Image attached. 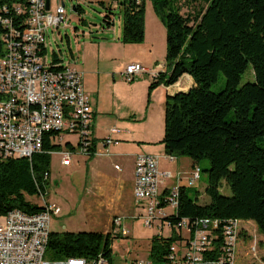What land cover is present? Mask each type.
Here are the masks:
<instances>
[{"label":"trees","instance_id":"obj_1","mask_svg":"<svg viewBox=\"0 0 264 264\" xmlns=\"http://www.w3.org/2000/svg\"><path fill=\"white\" fill-rule=\"evenodd\" d=\"M0 0L12 7L13 2ZM167 31L166 60L170 74L159 71L150 82V92L161 83L171 84L184 73L196 84L187 90L167 94L165 132L160 140L168 154L188 155L194 162L209 159L206 191L210 201L199 202L185 187L180 193L179 215L237 216L253 219L264 233V0H205L207 5L193 12H181L177 0H153ZM27 2V1H26ZM124 2L122 40L141 42L145 38V0ZM77 9H81L77 5ZM23 17V14L22 16ZM110 14L105 15L111 24ZM3 27L0 24V34ZM4 52L0 36V54ZM54 58L60 57L54 53ZM253 63L256 79L239 85L242 73ZM223 72L226 86L213 90ZM232 118H228L231 109ZM94 137L92 149L97 147ZM66 145L74 148L70 141ZM62 145L44 139L41 151L30 157H11L0 161V212L13 208L38 212L45 208L28 194L45 193L51 174L52 151ZM95 156L91 153L89 157ZM223 182L231 193L221 191ZM176 234H155L149 256L165 258ZM112 234L98 230L51 231L47 253L55 258L96 257L100 252L111 258Z\"/></svg>","mask_w":264,"mask_h":264},{"label":"built area","instance_id":"obj_2","mask_svg":"<svg viewBox=\"0 0 264 264\" xmlns=\"http://www.w3.org/2000/svg\"><path fill=\"white\" fill-rule=\"evenodd\" d=\"M26 1L13 2L12 7L4 4L0 9L3 27L0 36L4 46L0 54V161L21 156L31 158L33 153L42 150L47 134L56 142L64 133L76 135L75 141L69 140L74 148L66 145L62 150L64 164L71 163L75 152L108 155L107 145L118 139L108 135L104 138L105 151L99 152L97 147L95 151L92 149L93 107L84 86L83 71L73 64L47 58L46 29L65 21V0L57 2L54 10L52 0ZM130 1L142 2L127 0ZM110 2L113 7L124 6L123 0ZM73 8L77 10V4ZM145 71L150 72L151 67L133 60L126 64L123 72L131 80L134 74ZM158 74L153 71L154 77ZM118 129L111 127L112 131ZM167 157L175 160L177 156L168 154ZM201 171L197 162L188 170L174 171L161 169L155 153L136 155L133 195L136 204L145 211L139 216L146 226L163 221L170 230L167 235L176 234L179 244L173 241L161 261L148 255L137 258L133 264H237L238 251L244 241L241 239L258 231L253 219L208 215L172 219L179 215L181 190L197 186ZM44 176L48 178L50 172L45 171ZM44 205L45 208L38 212L18 207L0 212V264H110L109 257L102 252L94 258H46L52 215L61 211V205L57 202H44ZM168 207L172 211H167ZM124 217L116 214L113 221L121 224ZM252 226L257 228L252 230ZM123 232H126L124 226ZM259 241L264 239L247 246L249 264H264V256L258 253Z\"/></svg>","mask_w":264,"mask_h":264},{"label":"rangeland","instance_id":"obj_3","mask_svg":"<svg viewBox=\"0 0 264 264\" xmlns=\"http://www.w3.org/2000/svg\"><path fill=\"white\" fill-rule=\"evenodd\" d=\"M59 1L61 0H52V10ZM65 3V21H62L59 26L51 25L46 29L47 58L49 61L52 60L56 53L62 62L73 64L83 71L84 86L93 107L90 128L92 135L99 141V152L106 150L104 138L109 134L108 129L113 126L119 128L128 125L140 129L141 126L146 125L154 131V136L163 137L164 133L160 132L162 128H165L166 97L164 101H158L153 93L156 87L150 92V83L145 88L139 85L137 92L126 85V83H135L139 78V73L134 74L131 80L127 78L123 72L126 64L136 60L134 57L145 50L129 46L137 42L122 40L124 6L113 7L110 0H65ZM177 3L181 6V12L186 14L207 5L205 0H177ZM74 4L80 5L81 9L75 10ZM107 13L113 21L109 25L105 21ZM144 18L145 38L141 42L146 39L152 41L157 61L164 62L167 54L166 25L155 8L153 0H145ZM145 55H148L147 51ZM255 79L253 63L250 62L242 73L239 85ZM225 86L226 76L221 72L211 88L218 91ZM233 114L232 108L228 118H232ZM75 139L76 135L73 133H64L62 138H57L56 142L60 143L62 148L52 152V175L50 174L46 191L44 194H28V198L39 204L57 202L61 205V211L52 215L51 230L53 231H110L112 234L110 264H133L137 258L148 256L153 235H167L170 230L161 220L146 226L143 218L139 216L145 211L141 205L136 204L133 195L132 161H125L124 158H116L104 153L95 155L103 160L108 177L113 179L110 181L112 186L119 178L124 182L123 205L116 210V214L125 215V217L121 224H117L113 221L116 214H111L106 205H101L98 198L88 192L90 186L86 181L90 171L87 169L85 155L75 152L70 164L62 162V150L67 148L66 141H75ZM121 141L129 142L130 140L121 139ZM165 154L164 149L159 158L161 169L169 168L174 171L189 169L194 162L188 155H178L175 160H170ZM115 162L119 163L121 168H116ZM197 163L202 168L201 178L197 186L189 187V191L195 196V190H198L199 202H208L210 196L206 191L205 168L209 167L210 162L209 159L203 158ZM221 191L226 194L232 192L225 182ZM167 211H172V208L168 207ZM159 224H162L163 228L159 227ZM253 225L257 226L256 223ZM123 226L126 232H123ZM255 226H252V230L257 228ZM178 231L181 229L178 228ZM260 238L264 239V233L258 229L255 235L241 239L244 241L238 251L237 264L251 263L247 246ZM174 242L179 244L178 239ZM258 253L264 256V241L258 242ZM45 257L55 258L47 251Z\"/></svg>","mask_w":264,"mask_h":264},{"label":"crops","instance_id":"obj_4","mask_svg":"<svg viewBox=\"0 0 264 264\" xmlns=\"http://www.w3.org/2000/svg\"><path fill=\"white\" fill-rule=\"evenodd\" d=\"M119 44V43H118ZM117 44V45H118ZM123 46V45H118ZM135 48L138 47L141 50H145L148 52V55H145V52H141L137 54L134 58L136 60L144 62L146 65L151 67V71H145L139 73V78L135 83H129L126 85L131 86L132 90L135 92L138 91L137 87L140 85L142 88L146 87L153 79H156L153 75V71H163L166 72V77L170 74V69L168 67V63L166 60L164 62H158L157 56L154 55L153 52V42L149 40H145L144 42H137L133 45ZM151 53L153 55L151 56ZM148 56V57H147ZM156 57V58H155ZM196 81L192 74L189 72H184L177 81L171 84H165L164 82L159 84L154 90V97L157 98L158 101H164L167 94H173L180 90H187L191 86L195 85ZM96 123V120H95ZM94 125L96 126V124ZM109 134L115 139H118L116 143H110L107 145L109 150L108 155H112L116 158H124L125 161H132L133 167L135 165V158L139 152H150L155 153L159 156H162V152L165 149L164 143H160L159 141L162 139L160 137L154 136V131H152L149 127L144 125L141 126L140 129H136L133 126H124L119 127L117 131H112L111 127L108 129ZM159 132V130H157ZM165 128H162L160 133H164ZM96 133V131L94 132ZM164 135V134H163ZM122 140H130L121 141ZM137 141V142H136ZM139 141V143H138ZM99 141L97 143V149L99 150ZM104 148V147H103ZM83 154V153H81ZM85 155L87 164L89 178L86 182H89L88 192L96 196L101 205H106L109 212L111 214H116V210H118L123 205V187L124 182L119 178L115 185H111L110 179L105 171V164L103 160L97 156L89 157V155ZM168 153L165 154L167 156ZM116 164H119L115 162ZM121 168V167H116ZM190 169V168H189ZM188 170V169H186ZM52 175V170H51ZM50 175V176H51Z\"/></svg>","mask_w":264,"mask_h":264},{"label":"water","instance_id":"obj_5","mask_svg":"<svg viewBox=\"0 0 264 264\" xmlns=\"http://www.w3.org/2000/svg\"><path fill=\"white\" fill-rule=\"evenodd\" d=\"M49 2V1H48ZM47 2V6H49V3ZM74 8L76 9V5L74 6Z\"/></svg>","mask_w":264,"mask_h":264}]
</instances>
